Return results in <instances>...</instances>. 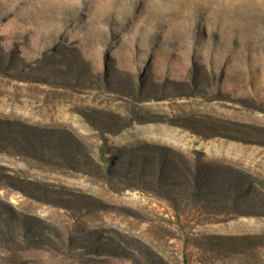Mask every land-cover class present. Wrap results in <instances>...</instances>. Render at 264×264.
Instances as JSON below:
<instances>
[{
    "label": "rangeland",
    "instance_id": "obj_1",
    "mask_svg": "<svg viewBox=\"0 0 264 264\" xmlns=\"http://www.w3.org/2000/svg\"><path fill=\"white\" fill-rule=\"evenodd\" d=\"M0 264H264V0H0Z\"/></svg>",
    "mask_w": 264,
    "mask_h": 264
}]
</instances>
